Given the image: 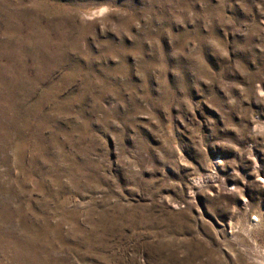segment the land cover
I'll list each match as a JSON object with an SVG mask.
<instances>
[{
    "label": "rangeland",
    "instance_id": "1",
    "mask_svg": "<svg viewBox=\"0 0 264 264\" xmlns=\"http://www.w3.org/2000/svg\"><path fill=\"white\" fill-rule=\"evenodd\" d=\"M0 264H264V0H0Z\"/></svg>",
    "mask_w": 264,
    "mask_h": 264
}]
</instances>
